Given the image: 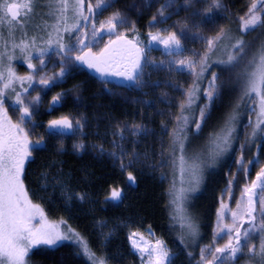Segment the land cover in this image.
Returning a JSON list of instances; mask_svg holds the SVG:
<instances>
[{
  "label": "snow or ice",
  "instance_id": "1",
  "mask_svg": "<svg viewBox=\"0 0 264 264\" xmlns=\"http://www.w3.org/2000/svg\"><path fill=\"white\" fill-rule=\"evenodd\" d=\"M144 4L153 6L150 0ZM38 14L44 17L40 25L33 23ZM173 16L180 18L168 24ZM257 32L264 37V0H247L236 12L225 0H162L146 38L116 0H0V264H32L33 249L65 244L83 264H110L103 251L111 236L104 232L107 221L93 218L101 242L93 247L71 215L50 219L45 198L27 184L35 155L53 141V155H65L66 139L74 140L73 154L110 161L129 187L137 184L136 171L158 177L162 186L167 182L162 195L169 230L182 247L173 251L151 225L141 231L125 221L140 264H175L179 254L188 264H264V39H249ZM155 48L162 49L159 61L152 56ZM17 60L26 65L23 75ZM81 69L99 75L100 94L117 95V87L145 96L151 94L145 89L168 91L151 101L133 100L142 108L139 119L93 116L91 135L85 113L44 123L42 93L54 87L61 91L48 102L49 116L69 99L80 106L83 83L63 86ZM152 72H165L168 79L146 78ZM149 115L159 118L158 128L146 122ZM60 165L51 182L65 211L124 202L123 187L108 185L101 200ZM219 172L224 187L212 204V238L202 243L205 217L195 201ZM39 179V191L46 193L49 174Z\"/></svg>",
  "mask_w": 264,
  "mask_h": 264
},
{
  "label": "trees",
  "instance_id": "2",
  "mask_svg": "<svg viewBox=\"0 0 264 264\" xmlns=\"http://www.w3.org/2000/svg\"><path fill=\"white\" fill-rule=\"evenodd\" d=\"M229 4L233 12L242 9L247 0H225ZM149 20L142 16L139 28L142 31L147 29ZM233 27H236L234 24ZM261 38L260 33H253L249 39ZM82 82V102H78L80 106L73 104L72 100H66L63 107L59 108L53 115L49 116L46 111H42L40 119L45 123L50 117L62 114L85 113L92 122V127L87 129L88 132L95 130V121L92 117L96 115H111L120 120L139 119L138 111H141L134 103L123 101L118 98L110 97L108 94H100V83L90 77L85 71L74 74L68 83L64 84V88L71 87L72 83ZM53 91H61L60 87H54ZM130 95H135L130 92ZM39 131H43L41 127ZM103 131V125L101 126ZM49 144L48 150L35 155V163L28 168V186L37 192L39 196L45 198V205L50 209V217L59 220L61 216L67 218L72 216L71 223L91 241L93 247L100 246L94 234V217L96 219L107 221L109 228L113 229L112 234L103 251L110 260V264H135L136 258L132 254L127 240L129 229L124 227L125 221L132 220L136 227L141 231L147 229L151 225L153 232L158 237H163L169 244L175 242L172 231L169 230L168 214L165 210V197L162 195L163 189L167 188V183L163 186L159 183L158 177L153 176L149 172L136 171L137 184L129 187L126 176L121 174L118 169H113L110 161L104 159H96L94 155H77L73 154L70 145H66L68 151L65 155H53L52 144ZM60 162L65 172L71 170L80 179L79 187L87 188L89 192L100 193L99 199H103V195L108 185L123 187L125 189V199L123 203L108 205L95 204L84 205L83 208L77 206L71 212L65 211L63 198L58 187L51 182V178L55 176L60 168ZM51 164L52 167H46ZM83 170V171H82ZM42 172L49 174L48 191H39ZM85 172L87 178L84 179ZM56 187V188H55ZM224 187L223 172H219L212 176L208 190L199 195L196 200V211L204 219V227L202 229L204 239L202 243H208L212 238V224L214 222V210L212 204L219 189ZM56 189L57 196H49L53 189ZM46 194V195H45ZM239 196V191L236 192ZM91 207L92 212L88 209ZM223 243V241H221ZM32 264H83L82 258L76 256L74 248L65 244L58 249L47 250L43 247L35 249L31 254ZM183 264H188L185 260ZM194 264V262H193Z\"/></svg>",
  "mask_w": 264,
  "mask_h": 264
},
{
  "label": "rangeland",
  "instance_id": "3",
  "mask_svg": "<svg viewBox=\"0 0 264 264\" xmlns=\"http://www.w3.org/2000/svg\"><path fill=\"white\" fill-rule=\"evenodd\" d=\"M159 2H162V0H159ZM159 2H157V0H150V3H152V7L151 8H148L145 6L144 4V0H116V7L121 9L122 11H124L129 17L130 19L134 20L136 22V27L137 29L139 30V33L141 35V38H146L147 36V32L149 31V24L147 26V29L145 31H142L140 30L139 28V23H140V19L142 16H145L148 18L149 22L151 20V17L156 13V9L159 7ZM182 2V0H181ZM111 13V10H109L108 12H105L104 13V16H107V15H110ZM184 16V13L181 12L180 13V17H183ZM180 17H177V16H173L171 18V20L168 21V24H171L173 23L174 21H176L177 19H179ZM103 18V17H101ZM44 22V17L42 16V14H38L35 18H34V21L33 23L34 24H37V25H40ZM168 25L167 24H164V25H160V27H167ZM106 39V37H105ZM264 39V37H263ZM199 47V45H189V47ZM152 56L157 60L159 61L161 58H162V49L160 48H155L153 50V53H152ZM15 65H16V69H17V72L21 75L25 74L27 69H26V65L20 61V60H17L15 62ZM84 70L81 69L79 72H83ZM148 71H151L150 69ZM78 73V72H77ZM76 74V73H74ZM146 78H150V80L152 81H156V80H166L168 79V74L165 73V72H159V73H156V72H152L151 73V76L150 77H147ZM111 87V86H110ZM53 90V89H52ZM49 91L47 92L46 94H43L42 93V96H43V107L41 109H43L45 106H46V102L51 98L52 95H54L56 92H59V91ZM114 92L117 93V95H109L110 97H113V98H118V99H121L123 101H129V102H132L133 100H136V99H142V100H148V101H151L153 100L155 97L157 96H160L162 92H165V91H168L167 89H164V88H158V89H145L144 91H149L151 94L148 95V96H145L143 94V92L139 91V90H128V91H123L120 89V88H114L113 89ZM130 92H132L133 94L135 95H130ZM33 95H35V92H32ZM122 94V95H121ZM122 96L123 97H127V99H122ZM133 103V102H132ZM135 104V103H134ZM140 110H142L141 108V105H138V104H135ZM157 107L158 108H162L164 107V105L161 103V104H157ZM40 109V110H41ZM12 113L10 112V115ZM73 115V114H72ZM75 115V114H74ZM145 120L146 122L149 123V126L150 127H159V118L158 117H155V116H152V115H149L147 117H145ZM39 131V130H38ZM89 134L91 135V132H89ZM74 142L73 139H66L65 140V144L66 145H72V143ZM149 143H151V141H149ZM167 183V182H166ZM56 188V187H55ZM53 189L51 191V193L47 194L49 196H54L56 197L57 196V192H56V189ZM46 195V194H45ZM200 194H198L199 196ZM196 203V201H195ZM113 204H119V203H116V202H113ZM234 206V205H233ZM50 219H52L50 217ZM52 220H55V219H52ZM112 230L113 229H110L109 228V225L107 228L104 229V232L105 233H108L109 231L111 232L112 234ZM94 231V234L97 238V240L99 241V243L101 244L98 236H99V230L98 229H93ZM174 234V237H175V242H173L172 244H169V247H171L173 249V251H179V249L182 247L180 244H179V241L176 240V233L173 232ZM157 236V235H156ZM111 237V236H110ZM129 243V242H128ZM106 244L103 245V247L105 246ZM129 247L131 249V246H130V243H129ZM37 248H40V247H37ZM35 248V249H37ZM33 249V251L35 250ZM131 252L132 254L135 256L136 258V262L135 264H140V261H139V257L134 253V251L131 249ZM188 261L185 257V255L183 254H179L177 257H176V260H175V264H183V262Z\"/></svg>",
  "mask_w": 264,
  "mask_h": 264
},
{
  "label": "flooded vegetation",
  "instance_id": "4",
  "mask_svg": "<svg viewBox=\"0 0 264 264\" xmlns=\"http://www.w3.org/2000/svg\"><path fill=\"white\" fill-rule=\"evenodd\" d=\"M90 77L94 78L95 80H97L99 82V75L97 73H95L94 71L92 70H87V69H83ZM116 82V81H114ZM125 87H128L127 85H125ZM119 88V87H117ZM121 89V88H120ZM53 91V90H52ZM130 91V90H129ZM51 100V98L46 102V106L41 109L40 111H46L47 110V105H48V102ZM47 113V111H46ZM41 116H42V113H41ZM60 115H57V116H54V117H50L49 119L51 118H58ZM46 123V122H45Z\"/></svg>",
  "mask_w": 264,
  "mask_h": 264
}]
</instances>
